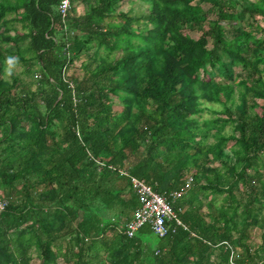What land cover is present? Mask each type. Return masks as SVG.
Here are the masks:
<instances>
[{
    "label": "trees",
    "instance_id": "1",
    "mask_svg": "<svg viewBox=\"0 0 264 264\" xmlns=\"http://www.w3.org/2000/svg\"><path fill=\"white\" fill-rule=\"evenodd\" d=\"M137 1L149 6L144 15L120 11L127 0H96L84 16L73 8L67 23L72 37L62 31L60 0H0V24L15 14L26 30L2 41L27 42L26 52L40 69L34 97L12 96L17 79L8 85L2 78L0 51V189L7 192L0 198V264H31L26 252L33 244L41 251L40 264H56L55 247L65 237L68 264H228L222 242L243 252L241 264H264V39L257 37L264 29L256 21L264 19V0L252 9L238 0H198L209 11L196 0ZM247 16L255 31L228 41L225 23ZM94 45L107 53L95 69L97 57L88 55ZM115 53L119 58L111 57ZM85 59L91 63L78 81L71 71ZM111 96L120 99L121 112H113ZM205 104L220 105L227 116L204 122L218 132V144L207 149L197 142L206 136L197 121L209 108ZM229 124L235 135L226 137L221 131ZM230 142L238 146L233 163L224 160ZM189 176L194 182L188 193L197 186L204 194L227 193L232 213H217L213 203L205 215L200 206L181 211L182 197L173 209L187 230L163 239L149 225L133 238L124 233L140 207L132 179L168 197ZM238 181L249 189L243 206L233 197ZM19 185L21 203L12 196ZM54 201L59 212L43 214L40 205ZM255 229L262 248L253 251L247 242Z\"/></svg>",
    "mask_w": 264,
    "mask_h": 264
},
{
    "label": "rangeland",
    "instance_id": "2",
    "mask_svg": "<svg viewBox=\"0 0 264 264\" xmlns=\"http://www.w3.org/2000/svg\"><path fill=\"white\" fill-rule=\"evenodd\" d=\"M238 1L241 7H247L249 9H252L255 6V4L258 3V0H247V1L238 0ZM95 4H96V0H87L86 3H82L80 2V0H75V3L73 4V8L75 9V13L78 16H84L85 14L89 12V10L92 7L95 6ZM194 4L196 5L200 4V6L204 9V11H209L211 9L210 5L205 4V3H200L198 0H196ZM240 6L238 8L239 11L241 10ZM119 8H120V11L122 12H131L134 15L140 16L146 13L149 6L137 0H127V2L122 3ZM15 18H16L15 14L8 15L5 19L6 22L0 24V51L2 52L4 56L3 60L6 65L5 70H4L5 74L3 75L2 78L5 80V82L8 85H12L14 83V78L17 79V85L15 89L12 90V96L20 97L23 95L22 93H27L29 94L30 97H34L35 94L38 93V90L40 89V86L38 85L40 69H39V65L37 64V61L31 58L32 56L26 52L27 42L21 43L19 46H16L15 44L11 42L4 43L2 41V39L7 36L12 39H16L20 34H23L26 32V30L22 28L21 23H19L18 21H14ZM209 19L215 20L216 16L213 14ZM256 21H259V24L264 29L263 17L257 18ZM231 22L232 23H225V25L223 26L225 38L228 41L234 39L237 36V34L242 32L243 30L255 31V28L252 25V20L248 18V16L243 18L242 20L231 21ZM187 33L195 40H197L200 37L199 32H187ZM257 37L264 39V33H258ZM106 54L107 53H105L103 50L99 51L97 46L94 45V47L88 53V55L97 57L96 58L97 61L93 65L94 69L100 64L101 59H103V57ZM120 55H121L120 53L118 54L115 53L111 57L119 58ZM9 57L15 58L17 61V63L12 67L10 75L8 74V71H7L8 65L6 63ZM89 63H91V60H87V59H85V61L80 60L77 63H75L73 67H76V68H72L71 76L74 77L78 81L82 79L83 76L86 74L84 67L88 65ZM234 71L238 75L243 74V72H241V70L238 68L235 69ZM237 81H240V79H238ZM238 97L239 95L235 96L236 105L240 104ZM257 103L258 105H263V101H258ZM109 105H111L114 113H118L123 110L122 103L120 99L116 96H111ZM205 105L209 107L208 108L209 110L207 109L203 113V115L197 117V121L199 123L198 125L200 129L202 130L203 133L206 134V136L202 140L200 138H197V142L201 141L202 145L205 146V149H207L211 147L212 145L218 144V140L215 139L218 132L215 129H208L207 127H205L204 122H207L210 120H216V119H227V116L226 114L221 115V111H223V109L220 105H217V106L209 105V104H205ZM211 110L216 111V112L218 111L220 112V114H217V115L213 114ZM257 111L260 112V109H258ZM134 112H136V110H134ZM250 114L252 115L253 111H250ZM20 124L23 125L24 128H28L29 126L28 124L22 123V122H20ZM234 127L235 126H232L231 124L227 125L226 128L221 131L222 135L226 137L235 135V133L232 131L234 130ZM237 149H238V146H234L233 142L228 143L224 147V154H225L224 160L233 163L235 161V156H234L233 151ZM205 155H206V150L203 152L202 157H205ZM209 156L211 157V153H209ZM207 165L208 167L218 166L217 163H212V164L210 163ZM126 167H128V165H126ZM191 173L194 174V170H190V175ZM254 173H255L254 171H248L249 177H253ZM34 181L35 180H32V182ZM240 181H238L240 184L238 185L236 184L235 186L233 197L238 203L240 202V205L243 206L248 199L247 196L249 194V189L247 185L242 184L241 183L242 181L241 182ZM200 183L203 185L206 184L204 180H201ZM253 185L257 187L258 183L255 181L253 182ZM16 189L17 190L15 191V194H12L13 199L17 201V203H21V200L24 199V197H22L23 196V185H19ZM6 194L7 192L5 190L0 189V198H5L7 196ZM188 194H187L188 196L185 195L183 197L184 199L182 198L183 200L181 201V203H179L178 205L177 203L175 204L177 205V207H180L181 211L189 210L194 207L200 206L199 212L205 215L208 213L209 204L213 203L216 208L217 213H219L218 210L222 208H226V211L229 214L232 213L231 208L233 206L231 205L232 204L231 199L229 198V195L227 193H224L221 195L220 194L215 195L211 191H208L207 193L204 194L197 186L194 188V190L191 193H188ZM262 204L264 205V201H262ZM40 206L43 207L44 212L42 213L48 214L50 216H53V214L59 212L60 210L57 202L55 201L49 203V205L44 204L43 206V204H41ZM256 207L258 208L257 205ZM259 210H261L260 215L264 217V208H261V209L259 208ZM237 211H238L239 217L236 218V221L241 222L242 217H243L242 213L239 209ZM115 215H116L115 213H110L107 216H109V218H114ZM206 221L211 222L212 221L211 216H206ZM58 222L59 220H56L55 224L57 225ZM121 222H122V225H124L126 223V220L122 219ZM69 239H70L69 237L60 239L58 242V245L55 247V251L58 257L56 264H68L69 246H68L67 240ZM247 244L249 245L248 246L249 248L253 249V251H256L262 248L261 246L262 239L260 237V233L258 230L255 229L252 232L251 239L248 240ZM74 249H75V246L72 245L71 251L72 252L74 251L76 253L77 248L75 250ZM260 253L264 257V249H261ZM26 255H27V259L30 261L31 264H40L41 251L35 244L29 247V249L26 252Z\"/></svg>",
    "mask_w": 264,
    "mask_h": 264
},
{
    "label": "built area",
    "instance_id": "3",
    "mask_svg": "<svg viewBox=\"0 0 264 264\" xmlns=\"http://www.w3.org/2000/svg\"><path fill=\"white\" fill-rule=\"evenodd\" d=\"M72 2L73 0H60L58 11L62 22V31L66 36L73 37L74 33L69 31L67 25L73 9ZM62 76L63 80L68 83L69 80L66 68L63 70ZM70 87L74 90L72 84ZM131 182L133 189L138 194L140 207L134 212L133 219H131L125 227L124 233L129 238L135 237L145 225H149L153 234L160 239L167 237L170 232L175 233L178 228L187 230L176 213H174L173 204L191 190L194 182L192 176L186 179L184 186L179 191L171 193L168 197L154 192L153 189L143 181L139 182L137 179H132ZM4 206V203H0V211L5 208ZM218 246L225 247V250L228 252V264H241L244 260L243 252L236 249L230 243L222 242ZM250 252L252 253L253 251L250 250Z\"/></svg>",
    "mask_w": 264,
    "mask_h": 264
},
{
    "label": "clouds",
    "instance_id": "4",
    "mask_svg": "<svg viewBox=\"0 0 264 264\" xmlns=\"http://www.w3.org/2000/svg\"><path fill=\"white\" fill-rule=\"evenodd\" d=\"M7 65H8V74L10 75L11 74V69L12 67L17 63L16 59L15 58H12V57H9L6 61Z\"/></svg>",
    "mask_w": 264,
    "mask_h": 264
}]
</instances>
